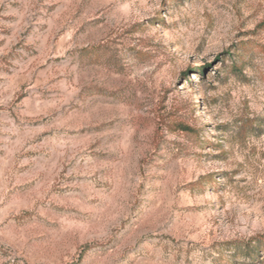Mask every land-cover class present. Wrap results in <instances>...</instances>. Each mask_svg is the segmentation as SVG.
<instances>
[{
  "label": "rangeland",
  "instance_id": "374dc122",
  "mask_svg": "<svg viewBox=\"0 0 264 264\" xmlns=\"http://www.w3.org/2000/svg\"><path fill=\"white\" fill-rule=\"evenodd\" d=\"M263 235L264 0H0V264H264Z\"/></svg>",
  "mask_w": 264,
  "mask_h": 264
},
{
  "label": "trees",
  "instance_id": "16d2710c",
  "mask_svg": "<svg viewBox=\"0 0 264 264\" xmlns=\"http://www.w3.org/2000/svg\"><path fill=\"white\" fill-rule=\"evenodd\" d=\"M183 130L186 131H190L192 130L191 128L188 127H183ZM255 243H250L248 245L249 250H251L252 252H263L264 253V235L263 236H259L257 239L254 240Z\"/></svg>",
  "mask_w": 264,
  "mask_h": 264
}]
</instances>
